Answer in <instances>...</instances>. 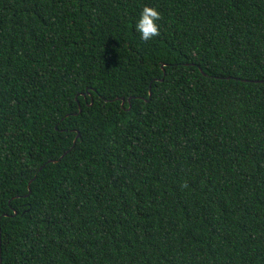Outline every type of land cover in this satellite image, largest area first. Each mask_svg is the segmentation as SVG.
<instances>
[{
	"label": "trees",
	"instance_id": "obj_1",
	"mask_svg": "<svg viewBox=\"0 0 264 264\" xmlns=\"http://www.w3.org/2000/svg\"><path fill=\"white\" fill-rule=\"evenodd\" d=\"M0 264H264V0H0Z\"/></svg>",
	"mask_w": 264,
	"mask_h": 264
},
{
	"label": "clouds",
	"instance_id": "obj_2",
	"mask_svg": "<svg viewBox=\"0 0 264 264\" xmlns=\"http://www.w3.org/2000/svg\"><path fill=\"white\" fill-rule=\"evenodd\" d=\"M161 12L157 7L145 4L135 20V31L142 40L148 41L159 35Z\"/></svg>",
	"mask_w": 264,
	"mask_h": 264
},
{
	"label": "water",
	"instance_id": "obj_3",
	"mask_svg": "<svg viewBox=\"0 0 264 264\" xmlns=\"http://www.w3.org/2000/svg\"><path fill=\"white\" fill-rule=\"evenodd\" d=\"M202 70V69H201ZM150 94H151V90H150ZM122 100V104L125 102V98H121ZM128 101L130 102V98L128 99ZM128 109H130V106L128 107ZM81 110V109H80ZM80 135V133L78 132V136ZM52 161H57V160H52Z\"/></svg>",
	"mask_w": 264,
	"mask_h": 264
}]
</instances>
